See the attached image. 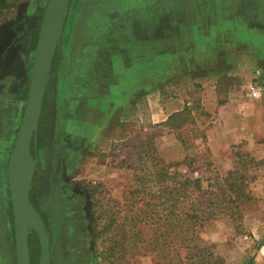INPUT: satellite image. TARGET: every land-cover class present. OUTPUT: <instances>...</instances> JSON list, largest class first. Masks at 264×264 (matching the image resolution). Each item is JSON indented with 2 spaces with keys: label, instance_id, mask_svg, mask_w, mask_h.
Listing matches in <instances>:
<instances>
[{
  "label": "rangeland",
  "instance_id": "374dc122",
  "mask_svg": "<svg viewBox=\"0 0 264 264\" xmlns=\"http://www.w3.org/2000/svg\"><path fill=\"white\" fill-rule=\"evenodd\" d=\"M57 64L53 161L90 196L79 264H175L195 246L264 264V0H72ZM185 178L217 215L188 248L183 212L202 200L168 198ZM9 203L0 158V264H17Z\"/></svg>",
  "mask_w": 264,
  "mask_h": 264
},
{
  "label": "flooded vegetation",
  "instance_id": "af4514ba",
  "mask_svg": "<svg viewBox=\"0 0 264 264\" xmlns=\"http://www.w3.org/2000/svg\"><path fill=\"white\" fill-rule=\"evenodd\" d=\"M46 2L21 1L15 8L16 14L0 24V158L5 160L6 170L29 95L42 20L40 15ZM55 58L44 97L37 139L31 143L32 156L38 163L30 199L49 236L51 264H79L91 233V226L87 222L90 220V196L78 185L71 184L69 169L63 160L55 164L53 161L57 124L62 118L58 105L59 69ZM47 134H50L51 141L48 148L45 146ZM33 233L39 242L35 231L30 235Z\"/></svg>",
  "mask_w": 264,
  "mask_h": 264
},
{
  "label": "water",
  "instance_id": "95a60500",
  "mask_svg": "<svg viewBox=\"0 0 264 264\" xmlns=\"http://www.w3.org/2000/svg\"><path fill=\"white\" fill-rule=\"evenodd\" d=\"M71 2L72 0H47L44 11L40 15L42 20L34 54L29 95L9 157L7 180L17 264H32L29 236L33 231L37 233L41 247L38 264H51L49 236L41 216L30 199L38 163V160L32 156L31 143L33 139H37L54 58L63 48Z\"/></svg>",
  "mask_w": 264,
  "mask_h": 264
},
{
  "label": "trees",
  "instance_id": "16d2710c",
  "mask_svg": "<svg viewBox=\"0 0 264 264\" xmlns=\"http://www.w3.org/2000/svg\"><path fill=\"white\" fill-rule=\"evenodd\" d=\"M9 6L10 4L6 3V0H0V10ZM57 61L58 54L55 58V62ZM180 183L181 185L179 189L171 188L168 192V198H170L174 202V208L176 207L174 204L178 202L179 198L188 200L196 196L200 197V200H202V204L196 206L195 208L193 206L194 204H192L183 212L184 218L182 219L180 228H183L184 236L179 239L181 240V246L188 248L191 246V243L195 241V233L197 229L204 227L208 221L213 220L215 217L217 218V215H215V213L211 211L212 204L209 202L211 196L210 193L207 196L200 195L201 185L199 179L191 180L185 178ZM180 191H182V193ZM204 201H206V203ZM174 208H172L169 212L171 217L175 214ZM168 244L171 246L172 241L168 242ZM195 247L198 251L193 256L184 257L175 264H214L215 262H218V259L216 258L215 253L211 250L210 246ZM29 248L32 263L38 264L40 256V245L37 241L35 233L29 236Z\"/></svg>",
  "mask_w": 264,
  "mask_h": 264
},
{
  "label": "built area",
  "instance_id": "2783aa9c",
  "mask_svg": "<svg viewBox=\"0 0 264 264\" xmlns=\"http://www.w3.org/2000/svg\"><path fill=\"white\" fill-rule=\"evenodd\" d=\"M253 96L254 97H260L261 96V92L258 90H255L254 92H253Z\"/></svg>",
  "mask_w": 264,
  "mask_h": 264
},
{
  "label": "crops",
  "instance_id": "0c3cea01",
  "mask_svg": "<svg viewBox=\"0 0 264 264\" xmlns=\"http://www.w3.org/2000/svg\"><path fill=\"white\" fill-rule=\"evenodd\" d=\"M238 102H239V101H238ZM263 253H264V248H263L262 251H261V254H263ZM261 254H260V256H262Z\"/></svg>",
  "mask_w": 264,
  "mask_h": 264
}]
</instances>
